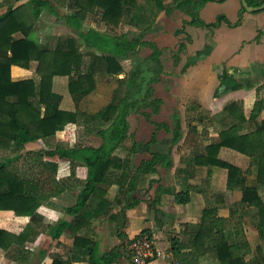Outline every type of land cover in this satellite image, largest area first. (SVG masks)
Wrapping results in <instances>:
<instances>
[{
	"label": "crops",
	"instance_id": "1",
	"mask_svg": "<svg viewBox=\"0 0 264 264\" xmlns=\"http://www.w3.org/2000/svg\"><path fill=\"white\" fill-rule=\"evenodd\" d=\"M187 1V2H185ZM264 4V0H259ZM185 2L188 5H178ZM159 3L163 7H159ZM261 4V5H262ZM30 0H0V15L9 8L28 7ZM259 5V6H261ZM184 7V8H183ZM258 7V6H251ZM59 15L45 9L34 20L32 37L40 45L56 48L57 44L69 37L79 39L80 32L66 20L65 9ZM30 25V10L25 13ZM194 17H197L195 19ZM203 23V25H202ZM84 28L120 36L143 35L139 46L141 60L148 75L157 71L152 55L156 48L162 54L159 81L152 84L148 93L149 104L129 114V134L124 145L118 148L115 158L130 160L129 171L134 174L144 159V153L134 151L135 145L153 144L161 156H167L157 172L137 173L135 189H120L112 185L106 198L114 204L112 211L104 218L92 220V226L75 231L66 228L59 239L54 253L72 264H91L92 256L85 242L76 238L93 241L98 251L97 257L110 264H135L129 254V244L143 233H149L157 247L168 252L167 258H155L147 264H179L171 250V240L178 239L183 252L192 249V243L199 231L205 209L215 208L221 217H229L233 212L243 217V225L251 252L245 257L246 264H264V229L259 228L260 213L257 207L244 201L243 189L237 188L227 195L219 189L222 170L219 167L198 165L196 158L206 153V147L220 141V134L233 126L241 127L245 135L264 126V113L253 116L255 103L264 87V9L247 11L241 0H139L137 7L127 11L121 24L109 25L98 12L83 23ZM14 39L24 38L19 30ZM144 52H147L144 55ZM86 66L94 57L92 49H85ZM164 56V57H163ZM137 60L131 56L121 61L124 71L115 78L97 74L95 91L85 95L79 102L70 92V76H55L53 91L61 96L60 109L69 112L81 110L96 114L114 98L120 80L130 78ZM131 65V66H130ZM39 62L32 61L28 68L13 65L11 80L19 82L34 80L38 87L40 79L37 70ZM154 67V68H153ZM235 83L241 85L233 89ZM143 93L146 94V91ZM17 100L16 95L6 94L3 106ZM158 100V101H157ZM237 104L239 117L227 111ZM6 108V107H5ZM45 107L43 106V111ZM4 125L16 126L7 109L3 110ZM142 114L145 117L136 118ZM152 114L163 118L153 119ZM142 126V127H141ZM17 128V127H16ZM78 141L83 144L99 143L97 137L79 133ZM66 132L58 131L55 136L29 141L20 152L37 153L44 147H51L65 141ZM14 144V140L0 139V142ZM10 156V157H9ZM14 161L11 167L20 170L22 161L14 159L17 154L3 155ZM1 161V157H0ZM171 162V166L167 163ZM71 164L61 162L57 178L66 181L71 175ZM120 172L119 170H116ZM211 171V173H210ZM86 167L79 166L77 176L84 177ZM245 187L257 189L264 201V184L260 183L256 171L246 174ZM81 189L68 187L59 195L52 196L39 210V225H56L62 220L71 223L74 216L65 212L78 201ZM187 193L189 201L178 202V195ZM27 221L16 217L12 210H0V224L20 233ZM46 230V233H48ZM45 233L26 244L33 251L31 264H52L53 257L42 258L40 243ZM227 240L234 243L233 230L226 231ZM0 264H16L9 251L0 249ZM200 264H222L218 251L213 248L201 257Z\"/></svg>",
	"mask_w": 264,
	"mask_h": 264
},
{
	"label": "trees",
	"instance_id": "2",
	"mask_svg": "<svg viewBox=\"0 0 264 264\" xmlns=\"http://www.w3.org/2000/svg\"><path fill=\"white\" fill-rule=\"evenodd\" d=\"M185 2H181L178 7L188 5ZM138 3L139 0H30L28 7L9 8L0 15V139L15 141L14 144L0 142V210H12L16 217L27 221L20 233L0 224V249L9 251L16 264L32 263L33 251L27 249L26 244L35 241L41 233L45 234L40 243V256H52V264H72L73 260L64 261L54 253L64 230L68 227L75 231L90 227L93 219L106 217L114 206L106 198L107 189L112 185H119L120 189H135L137 173L157 172L163 161L161 159L167 157L161 156L160 151L153 148V144L135 145L134 151L139 148L144 153V159L132 174L129 171L130 160L122 161L114 156L115 151L124 145L128 137L130 112L152 103L156 104L147 100V97L153 90L152 84L159 81L158 68L163 69L159 61L162 52L155 49L152 57L157 62L154 67L158 68L152 75H148L146 68L149 66H144L139 57L143 35L115 36L83 27L87 18L98 12H102L104 22L117 27L127 11L137 7ZM247 3L249 6L262 4L259 0H247ZM159 7L163 5L159 3ZM45 9L56 15H59L60 9L68 11L66 20L79 30L80 38L69 37L60 41L56 48L40 45L32 37V31L34 20ZM29 10L32 20L29 19L31 23L28 26L25 13ZM19 30L24 38L15 40L13 36ZM85 49L94 51V57L86 66V71L79 70L84 64ZM131 56H136L137 63L130 78L120 80L114 98L101 111L91 114L81 110L69 112L60 109L61 96L53 91L55 76L71 77L70 92L75 101L79 102L85 95L96 90L97 74L115 78L124 71L121 61ZM32 61L39 62V91L34 80H11L13 65L28 68ZM239 87L241 85L235 83L232 88ZM8 93L16 95L17 100L3 106L2 100ZM5 109L10 113L12 121L17 122L16 126L12 127L8 123L5 127ZM227 111L244 121L237 104L230 105ZM262 112L264 113V87L255 103L253 116ZM240 129L239 126H233L222 132L220 141L208 145L206 153L198 156L196 163L222 170L219 189L227 195L237 188L243 189L244 201L259 210V228L263 232L264 201L257 189L245 187V181L246 174L256 171L259 182L264 184V126L245 135L240 133ZM58 131L66 132L65 141L44 147L37 153L20 155L27 142L55 136ZM79 133L97 137L99 143H80ZM8 152L17 154L14 159L24 158L20 170L11 167L14 161L3 157ZM61 162L71 164V175L66 181L57 178ZM79 166L87 169L84 177L77 176ZM167 166L170 167L171 162ZM70 186L81 189L77 203L65 209V212L74 216V220L71 223L62 220L56 225L34 226L38 222L41 206ZM177 201L186 203L189 201L188 194L178 195ZM227 230L234 231V243L227 240ZM80 240L85 242L90 251L91 264H110L109 261L97 257L98 251L94 248L93 241L76 238L77 246ZM171 244V250L179 264H200L201 257L213 248L218 251L222 264H246L245 257L251 252L243 217L234 212L229 217H221L215 208L205 209L189 252L182 251L178 239H172Z\"/></svg>",
	"mask_w": 264,
	"mask_h": 264
},
{
	"label": "built area",
	"instance_id": "3",
	"mask_svg": "<svg viewBox=\"0 0 264 264\" xmlns=\"http://www.w3.org/2000/svg\"><path fill=\"white\" fill-rule=\"evenodd\" d=\"M129 254L135 264H147L155 258H167L170 254L159 247L149 233H143L128 246Z\"/></svg>",
	"mask_w": 264,
	"mask_h": 264
},
{
	"label": "water",
	"instance_id": "4",
	"mask_svg": "<svg viewBox=\"0 0 264 264\" xmlns=\"http://www.w3.org/2000/svg\"><path fill=\"white\" fill-rule=\"evenodd\" d=\"M216 1H219V0H216ZM241 1H242V5H243V7H244L247 11L254 12V11H258V10H262V9H264V4H262L261 6H258V7H251V6H249V4L247 3V0H241Z\"/></svg>",
	"mask_w": 264,
	"mask_h": 264
},
{
	"label": "rangeland",
	"instance_id": "5",
	"mask_svg": "<svg viewBox=\"0 0 264 264\" xmlns=\"http://www.w3.org/2000/svg\"><path fill=\"white\" fill-rule=\"evenodd\" d=\"M147 54V52H144V55H146ZM139 56H140V52H139ZM164 57V56H163ZM142 61H143V59H142ZM131 66V65H130ZM145 66V65H144ZM152 105H153V103H152ZM136 118H142V120L141 121H144L145 120V117L142 115V114H140V116H138V115H136ZM151 118H153V119H159V118H163V117H161V115H155V114H152V117ZM142 127V126H141Z\"/></svg>",
	"mask_w": 264,
	"mask_h": 264
}]
</instances>
